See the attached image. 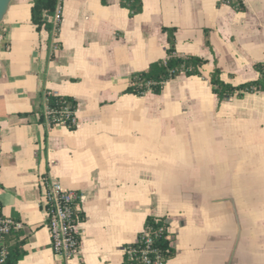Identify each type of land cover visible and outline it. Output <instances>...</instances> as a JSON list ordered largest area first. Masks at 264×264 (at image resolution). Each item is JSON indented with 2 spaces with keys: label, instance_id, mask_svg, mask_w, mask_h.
Masks as SVG:
<instances>
[{
  "label": "crops",
  "instance_id": "0c3cea01",
  "mask_svg": "<svg viewBox=\"0 0 264 264\" xmlns=\"http://www.w3.org/2000/svg\"><path fill=\"white\" fill-rule=\"evenodd\" d=\"M62 0L50 39L13 0L0 25V208L20 221L18 264H124L148 216L165 218L167 264H264V91L220 100L210 83L260 79L264 0ZM175 54L205 60L159 94L125 93L131 76ZM56 41L59 48L52 50ZM71 96L76 124L42 120L45 94ZM80 194V249L56 254L46 180Z\"/></svg>",
  "mask_w": 264,
  "mask_h": 264
},
{
  "label": "trees",
  "instance_id": "16d2710c",
  "mask_svg": "<svg viewBox=\"0 0 264 264\" xmlns=\"http://www.w3.org/2000/svg\"><path fill=\"white\" fill-rule=\"evenodd\" d=\"M58 1L59 0H31V23L36 27V30L46 29L49 32L50 39H52L55 32L57 33L59 30V26H55L52 20ZM102 2H105V0H102ZM122 4L130 9L132 15L142 11V0H122ZM230 5L236 7L238 10L243 9L242 0H235ZM164 31L168 33V40L170 42L166 59L153 62L147 69L133 74L125 93L142 96L147 91H151L155 94H159L168 80L175 78L181 73L188 76L201 75L200 69L205 64V60L198 56H177L173 47L174 29L164 28ZM255 69L260 73V79L233 86L221 80V70L216 67L211 73L210 78L213 92L222 100L234 94L240 96L248 91H264V62L256 64ZM44 99L45 106L40 112L42 120H46L45 110H48L50 111L48 117L51 125L61 123L62 120H65V125L71 129L75 128V123L72 122V119L75 118L77 102L73 97L46 92ZM64 111L69 112L68 117L62 115ZM80 219H83L82 214H80ZM168 228L169 225L165 221V218L148 216L144 223V231L138 236V241L132 243V246L140 252L145 247V237L150 236L153 240L152 247L157 249L168 262L176 255L175 250L171 247L170 240L167 238L169 235ZM20 236V230H15L7 235L0 236V242L7 251L4 264H18L24 257L26 253L24 249L25 239H21ZM138 263L139 258H134L131 261L125 258L124 264Z\"/></svg>",
  "mask_w": 264,
  "mask_h": 264
},
{
  "label": "built area",
  "instance_id": "2783aa9c",
  "mask_svg": "<svg viewBox=\"0 0 264 264\" xmlns=\"http://www.w3.org/2000/svg\"><path fill=\"white\" fill-rule=\"evenodd\" d=\"M61 1L62 0L58 1L52 19L55 26H59L62 21ZM234 1L235 0H220L222 4H232ZM55 35L56 32L54 36ZM51 47L52 50L55 51L59 48V45L54 41ZM45 114L47 121H49L48 116L50 111L45 110ZM62 115L68 117L69 112L64 111ZM72 122L76 124V119L73 118ZM61 124H65V120H62ZM46 183V226L50 233L52 248L56 254L62 256L66 260H70L78 254L81 243L80 231L78 229V225L81 221L80 214H82L80 194L74 189L63 187L57 180L47 179ZM22 227L23 225L20 221L4 216L0 208V236L7 235L15 230H20ZM144 242L145 247L140 252H138L132 244L126 246L125 254L129 261L134 258H139L138 264H167V261L158 250L152 247L153 240L150 236H146ZM6 255V248L0 242V264L5 263Z\"/></svg>",
  "mask_w": 264,
  "mask_h": 264
},
{
  "label": "water",
  "instance_id": "95a60500",
  "mask_svg": "<svg viewBox=\"0 0 264 264\" xmlns=\"http://www.w3.org/2000/svg\"><path fill=\"white\" fill-rule=\"evenodd\" d=\"M13 0H0V25L3 22Z\"/></svg>",
  "mask_w": 264,
  "mask_h": 264
}]
</instances>
